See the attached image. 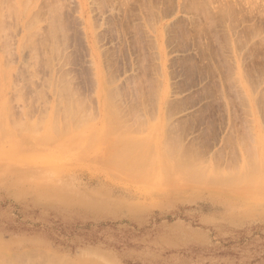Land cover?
I'll use <instances>...</instances> for the list:
<instances>
[{
  "label": "rangeland",
  "instance_id": "1",
  "mask_svg": "<svg viewBox=\"0 0 264 264\" xmlns=\"http://www.w3.org/2000/svg\"><path fill=\"white\" fill-rule=\"evenodd\" d=\"M0 6V264H264V194L219 181L264 151V0ZM131 141L141 180L106 160Z\"/></svg>",
  "mask_w": 264,
  "mask_h": 264
},
{
  "label": "bare ground",
  "instance_id": "2",
  "mask_svg": "<svg viewBox=\"0 0 264 264\" xmlns=\"http://www.w3.org/2000/svg\"><path fill=\"white\" fill-rule=\"evenodd\" d=\"M2 6V5H1ZM0 6V7H1ZM22 8H24L23 7V5H22ZM26 8V7H25ZM17 9V8H16ZM23 10H26V9H23ZM0 19H2V17L0 18ZM92 49V48H91ZM92 52V51H91ZM94 58H95V66H96V68H97V57L94 55ZM97 70V69H96ZM98 70L99 71H97V84H98V87H99V95L101 96V97H103L104 96V86H103V76L101 77V74H100V72H101V69H100V67L98 68ZM0 79H2V81L0 82V84L5 80L4 78L5 77H7V75L5 74V72L4 71H2L1 69H0ZM4 79V80H3ZM64 79V78H63ZM61 80V79H60ZM62 82V81H61ZM60 85H62V84H60ZM59 85V86H60ZM64 85V84H63ZM67 87L70 89V87L71 86H68L67 85ZM67 87L66 88H64L65 90L67 89ZM62 88H63V86H62ZM62 88H61V90H62ZM68 89V90H69ZM60 90V91H61ZM65 90H62L61 92L63 93V91H64V93H63V95H61V96H63V100H64V95L65 96H67V95H71V93H70V90L69 91H67L69 94H67L66 92H65ZM72 91H73V89H72ZM73 93L74 92H72V97H74V95H73ZM62 98V97H61ZM74 98H70L69 96H67V98L65 99V104L67 105L66 107H65V109H64V114L66 115V117H67V115H68V113H69V111L72 109V108H75V105H78V106H80V103H78V104H76V103H74L75 101L73 100ZM103 99H104V97H103ZM107 99V98H106ZM105 99V100H106ZM72 100H73V102H72ZM79 100V99H78ZM101 101V100H100ZM101 104V108H103V105H104V100H103V102H101L100 103ZM70 107V109H68ZM59 115H60V112H58V113H56V115H55V120H54V122L52 123V125L47 129V133H52V134H55V135H58V133L59 134H65L72 126H73V124H72V121H70V120H67L66 122L65 121H63V122H61L60 120H59ZM8 128H9V126L6 124V123H3V122H0V139L1 138H3L5 135H7L8 137H11L10 136V133L12 132V130L9 128V130H8ZM14 128L15 129H20V130H26L28 127L25 125V124H22V123H17V124H15L14 125ZM43 135H47L46 133H44ZM45 136H43V137H41L40 138V140H45ZM33 142H35V140L34 141H28V142H25L24 144H23V147L21 148V149H18L17 151H16V154L17 155H19V156H21V157H26V156H29V155H32V152H31V150H32V148H33V145H34V143ZM33 144V145H32ZM261 144V143H260ZM139 145V141H131V142H129V144H127V145H125L122 149H121V151H118V152H115V153H112V154H110V157L109 158H107L106 160H109V161H111V156H113V159H112V164H113V166H118V167H120V168H125L126 166H127V164L131 167V171H134L135 173H132L133 174V176L134 175H136L135 177H136V179H137V176L139 177L140 175H138L137 173H138V171L140 170V167H142V164H143V161H142V157H140L139 155V151H138V146ZM35 146V145H34ZM136 146H138V147H136ZM262 146V145H261ZM134 147V148H133ZM135 147L137 148V150L135 149ZM263 147V146H262ZM67 148H68V146L67 145H65L64 143L62 144V145H60L59 147H58V152H59V154H64L65 153V151L67 150ZM135 149L134 151L132 150H129V149ZM171 151V150H170ZM173 151V150H172ZM171 151V153H169V154H171L172 155V153H174V152H172ZM264 152V151H263ZM261 153L262 154V157L264 156V153ZM134 153H138L137 155L136 154H134ZM253 153V152H252ZM34 154H35V156L37 157L36 159H40V158H43L42 156H44V155H46L47 153L45 152V151H43V150H41V149H36L35 150V152H34ZM171 155H169V156H171ZM254 155H257L256 153L254 154ZM253 155V157H255ZM184 157V156H183ZM251 157H252V155H251ZM250 157V160H252L253 158H251ZM258 157V156H257ZM259 157H261V155L259 156ZM260 158V161L259 160H257L256 158V160L255 159H253L254 160V162H252V161H250V164L251 163H253V167L252 166H248L249 167V169H247V172L246 171H244L245 172V174L243 173V175H242V173H238V174H240V175H242L241 177H239L238 175H232V174H230V173H228L227 172V176H220L221 174H220V172H219V176H220V178H219V181H220V183L222 184H226L227 186L229 185V184H231V185H229L230 187L232 186L233 187V185H234V187L237 185L238 187H239V191H236V193L237 194H239V195H241V196H247L249 193L251 194V192L250 191H253V192H261V195L262 194H264V193H262V192H264V170L262 169V167H264L263 165H264V159L263 158ZM178 159H180V158H178ZM183 159H187L188 160V158H183ZM53 160V159H52ZM176 161H179V160H177V159H175ZM181 161H182V159H180ZM185 160H183L184 162H185ZM186 160V161H187ZM255 161H256V163H255ZM52 162H53V164H52ZM52 162H49V165H47V167L45 168V172H47L46 170H51V171H55L56 170V165L57 164H60L61 162H62V160L61 159H59V158H54V160L52 161ZM188 162H190V161H188ZM249 162V161H248ZM246 163H247V161H246ZM255 163V164H254ZM184 164V163H183ZM187 164H189L190 165V163H187ZM187 164H184V166H182V164L180 163V162H178V163H174L173 162V165H177V169L178 168H182V167H185V165H187ZM260 164V165H259ZM191 165H193V163L191 164ZM190 165V166H191ZM49 166V167H48ZM180 166V167H179ZM188 166V165H187ZM195 166V165H194ZM245 166V165H244ZM259 166V167H258ZM260 166H261V168H260ZM193 167V166H192ZM191 167V168H192ZM196 167V166H195ZM194 167V168H195ZM175 168V167H174ZM185 169V168H184ZM251 169H252V171H251ZM138 170V171H137ZM180 170V169H179ZM183 170V169H182ZM185 170H187V169H185ZM185 170H183V171H185ZM189 170V169H188ZM190 170H192V169H190ZM190 170H189V173H190V175H185V173H186V171H185V173H183L184 175H185V177H189V179L188 178H186L189 182H192L191 184H193V185H196V184H198V183H200L202 180H204L205 178H206V176H208V174L205 176V178H202V176H204V173H203V175L201 176L200 174H202V170H200V169H198L200 172H195L194 170V173H197V174H194L193 173V171L192 172H190ZM197 170V171H198ZM176 171H178V170H176ZM181 171V170H180ZM203 171H205V170H203ZM219 171V170H218ZM237 171H239L238 169H237ZM137 172V173H136ZM140 172V171H139ZM233 172H235V170L233 171ZM57 173V172H56ZM188 173V174H189ZM200 173V174H199ZM218 173V172H217ZM217 173H215V174H213L214 176H216V174ZM192 174H194V175H192ZM206 174V173H205ZM230 174V175H229ZM212 175V174H211ZM201 176V177H200ZM219 176H217L216 178H218ZM233 176V177H232ZM234 176H236L235 178H234ZM238 176V177H237ZM213 177V176H212ZM212 177H207V180L210 182V183H208V181L205 183V184H207V185H210L211 183V185H214L213 184V181H215V179L216 178H212ZM140 178V180H141V177H139ZM202 180H201V179ZM190 179H191V181H190ZM139 180V179H138ZM200 182H199V181ZM204 180V181H205ZM217 180V179H216ZM218 181V180H217ZM216 181V182H217ZM198 182V183H197ZM216 182H214V183H216ZM200 184H202V185H204L202 182L200 183ZM217 184V183H216ZM199 185V184H198ZM192 186V185H191ZM228 186V187H229ZM237 186H236V188H237ZM255 188V189H254ZM235 189V188H234ZM233 188H232V190H234ZM237 190V189H236ZM258 193V194H259ZM257 194V193H256ZM234 195V194H233ZM236 198H239L238 196H235ZM241 198V197H240ZM62 263H66L65 261L63 262L62 261ZM93 264H97V263H93Z\"/></svg>",
  "mask_w": 264,
  "mask_h": 264
}]
</instances>
